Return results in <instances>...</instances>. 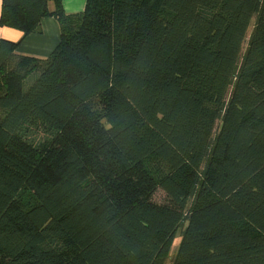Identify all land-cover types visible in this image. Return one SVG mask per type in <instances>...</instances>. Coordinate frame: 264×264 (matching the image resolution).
<instances>
[{
  "label": "trees",
  "instance_id": "1",
  "mask_svg": "<svg viewBox=\"0 0 264 264\" xmlns=\"http://www.w3.org/2000/svg\"><path fill=\"white\" fill-rule=\"evenodd\" d=\"M46 15L48 57L0 41V264H264V0H2L0 25Z\"/></svg>",
  "mask_w": 264,
  "mask_h": 264
},
{
  "label": "crops",
  "instance_id": "2",
  "mask_svg": "<svg viewBox=\"0 0 264 264\" xmlns=\"http://www.w3.org/2000/svg\"><path fill=\"white\" fill-rule=\"evenodd\" d=\"M87 0H61L63 10L67 14H78L84 11ZM49 10L54 9L52 1L48 4ZM2 0H0V15ZM60 28L56 18L46 15L40 19L37 30L24 34L22 31L0 25V41L6 40L16 44L14 52L18 55L46 58L59 43Z\"/></svg>",
  "mask_w": 264,
  "mask_h": 264
},
{
  "label": "rangeland",
  "instance_id": "3",
  "mask_svg": "<svg viewBox=\"0 0 264 264\" xmlns=\"http://www.w3.org/2000/svg\"><path fill=\"white\" fill-rule=\"evenodd\" d=\"M249 32H250V29H249ZM249 32H248V33H249ZM247 38H248V34H247ZM155 198H156L158 201L163 200V198H164L163 192H162L161 190H158V191L155 193ZM179 241H180V237H176L175 240H174V242H173V248H175V246H176V248H177ZM175 250H176V249H175Z\"/></svg>",
  "mask_w": 264,
  "mask_h": 264
}]
</instances>
